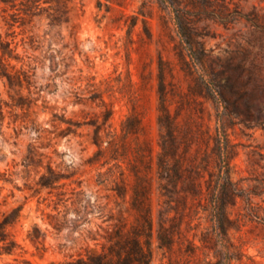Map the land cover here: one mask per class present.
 <instances>
[{
  "label": "rangeland",
  "instance_id": "rangeland-1",
  "mask_svg": "<svg viewBox=\"0 0 264 264\" xmlns=\"http://www.w3.org/2000/svg\"><path fill=\"white\" fill-rule=\"evenodd\" d=\"M239 2L244 10L256 4L264 11V0ZM69 4L68 19L55 25L46 14L29 17L0 7V33L12 41L19 58L10 62L33 73L31 89L38 91L31 94L37 99L30 106L13 105L9 94L14 91L0 76V212L22 205V215L11 227L22 248L1 257L0 264H61L71 255L88 252V229L99 231L104 218L100 208L107 200L114 203L107 189L112 182L101 180L109 169L120 172L127 186L135 169L152 177L155 226L150 264L184 263L180 251L160 247L156 238L161 202L154 171L160 61L168 108L178 124L208 131L233 147L230 175L240 195L228 206L234 222L229 233L242 257L231 264H264V32L262 45L250 47L242 44L250 37L244 19L226 28L202 18L197 39L206 55L200 65L190 55L179 56L183 45L160 0ZM134 15L137 21L131 26ZM230 60L240 63L235 76L245 89L236 95L225 87L222 97L216 88L222 89L219 85L226 79L212 71ZM129 124L135 132L123 131ZM95 126L100 127L102 146L114 140L115 150L94 155ZM214 145V138L199 133L191 140L190 152L200 160L205 178L225 165ZM48 166L60 178L41 185V175L50 176ZM206 224V211L199 208L189 236Z\"/></svg>",
  "mask_w": 264,
  "mask_h": 264
},
{
  "label": "trees",
  "instance_id": "trees-1",
  "mask_svg": "<svg viewBox=\"0 0 264 264\" xmlns=\"http://www.w3.org/2000/svg\"><path fill=\"white\" fill-rule=\"evenodd\" d=\"M71 0H0L3 10L15 8L25 16H41L46 14L51 25L60 20H67ZM163 8H168L175 31L183 48L179 56L190 55L194 61L203 65L205 49L197 39L198 22L209 18L229 28L237 20L244 19L249 28L250 37L243 43L250 47L262 45L260 33L264 32V11L262 6L252 4L244 10L239 0H160ZM164 17V16H162ZM131 26L137 21L133 16ZM167 20L165 19V22ZM168 22V21H167ZM145 26V20H143ZM146 28V27H145ZM148 32V29H146ZM19 60L12 41L3 38L0 33V76L5 77L14 94H9L12 104L30 106L34 99L32 90L35 88L29 69L16 67L10 60ZM241 68L234 60L220 64L213 75L223 76L226 83L220 84L222 89L216 91L222 97L223 89L240 95L245 89L244 83L238 81L236 71ZM158 137L159 150L155 159L156 187L161 198L156 219V238L158 245L168 251H180L184 256L183 264H231L234 259L241 260L242 253L230 236L234 227L233 219L228 212V206L234 204L240 195L238 187L230 175L229 160L234 150L228 142H222L208 131H196L178 124L177 116L168 108L166 94L165 71L158 70ZM217 83H214L216 86ZM24 90L26 93H24ZM103 100V99H101ZM2 99L0 98V120L3 119ZM7 104V103H6ZM106 114V112H105ZM109 113H107L108 115ZM125 133L135 132L131 124L123 129ZM203 138L215 139L217 157L223 159L225 165H220L216 175L210 173L208 178L200 173V160L195 159V153L190 152L191 140L194 134ZM92 142L97 146L94 155H99L105 149L115 150L117 143L113 140L108 146H102L100 127L95 126ZM189 163H188V162ZM206 161V159H204ZM187 162V163H186ZM119 167V164L116 165ZM143 166L151 168L148 161ZM203 166V165H202ZM47 174H42L41 185H50L60 178L55 169L48 166ZM133 181L127 186L121 173L109 169L102 177L104 183L114 196V203L107 200L100 208L104 216L100 230L88 229V252L71 255L61 264H150L153 248L154 216L151 192L152 177L148 172L135 169ZM101 175V173H99ZM108 198V195H107ZM127 203V204H126ZM199 208L206 211L207 224L189 236L193 228L192 219L199 214ZM22 205L18 204L0 212V258L5 255H15L22 248L20 242L11 231V227L22 215ZM94 243V250L90 247Z\"/></svg>",
  "mask_w": 264,
  "mask_h": 264
}]
</instances>
